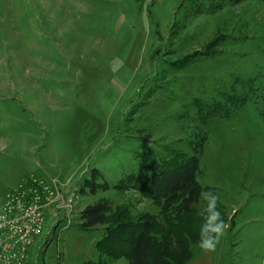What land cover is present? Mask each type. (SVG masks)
I'll list each match as a JSON object with an SVG mask.
<instances>
[{
  "label": "rangeland",
  "instance_id": "obj_1",
  "mask_svg": "<svg viewBox=\"0 0 264 264\" xmlns=\"http://www.w3.org/2000/svg\"><path fill=\"white\" fill-rule=\"evenodd\" d=\"M175 154L220 197L215 251L197 246L200 197L184 215L112 189ZM93 169L109 188L80 193ZM29 176L61 201L26 264H127L95 243L144 213L174 264L181 229L202 264H264V0H0V200ZM101 199L104 224L80 229Z\"/></svg>",
  "mask_w": 264,
  "mask_h": 264
},
{
  "label": "trees",
  "instance_id": "obj_2",
  "mask_svg": "<svg viewBox=\"0 0 264 264\" xmlns=\"http://www.w3.org/2000/svg\"><path fill=\"white\" fill-rule=\"evenodd\" d=\"M197 166L198 159L195 156L175 154L172 159L162 161L150 173L127 175L113 185L112 189L138 190L144 198L161 203L163 211L179 202L182 213L190 215L191 206L202 192L196 180ZM90 174L89 178L82 181L80 193L88 190L89 194H94L99 188L103 191L109 188L107 183L98 185L99 172L96 169ZM110 209L109 202L104 199L86 206L79 213L80 229L88 230L104 224ZM156 226L157 218L149 213L140 215L136 221L121 220L105 231L95 243L96 250L101 256L110 260L124 259L127 264H174L167 258L163 247L156 244L152 237ZM160 230L166 232L168 229L161 226ZM175 233L178 237L175 247L180 255L176 264H186L193 258L191 246L195 247L196 242L187 230L181 229ZM180 236L182 240H179Z\"/></svg>",
  "mask_w": 264,
  "mask_h": 264
},
{
  "label": "built area",
  "instance_id": "obj_3",
  "mask_svg": "<svg viewBox=\"0 0 264 264\" xmlns=\"http://www.w3.org/2000/svg\"><path fill=\"white\" fill-rule=\"evenodd\" d=\"M61 201L56 181L36 176L20 181L0 200V264H26L47 215Z\"/></svg>",
  "mask_w": 264,
  "mask_h": 264
},
{
  "label": "clouds",
  "instance_id": "obj_4",
  "mask_svg": "<svg viewBox=\"0 0 264 264\" xmlns=\"http://www.w3.org/2000/svg\"><path fill=\"white\" fill-rule=\"evenodd\" d=\"M200 198L204 201V207L199 215L202 224L199 230L198 247L205 252L215 251L221 239L226 235L229 225L224 221L218 210L219 195L211 191H202Z\"/></svg>",
  "mask_w": 264,
  "mask_h": 264
},
{
  "label": "crops",
  "instance_id": "obj_5",
  "mask_svg": "<svg viewBox=\"0 0 264 264\" xmlns=\"http://www.w3.org/2000/svg\"><path fill=\"white\" fill-rule=\"evenodd\" d=\"M196 256H197V254H195L194 256H193V258L189 261V262H187L186 264H202V263H205L204 261H202V259H198V258H196ZM195 257V258H194Z\"/></svg>",
  "mask_w": 264,
  "mask_h": 264
}]
</instances>
